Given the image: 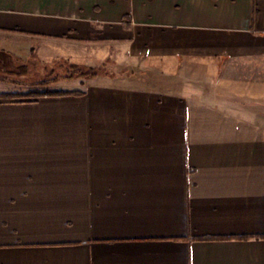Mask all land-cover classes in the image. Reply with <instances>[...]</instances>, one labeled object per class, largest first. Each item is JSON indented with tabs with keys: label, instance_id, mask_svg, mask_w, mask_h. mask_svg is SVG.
<instances>
[{
	"label": "crops",
	"instance_id": "1",
	"mask_svg": "<svg viewBox=\"0 0 264 264\" xmlns=\"http://www.w3.org/2000/svg\"><path fill=\"white\" fill-rule=\"evenodd\" d=\"M0 56L99 70L0 98V264H264V0H0Z\"/></svg>",
	"mask_w": 264,
	"mask_h": 264
},
{
	"label": "trees",
	"instance_id": "2",
	"mask_svg": "<svg viewBox=\"0 0 264 264\" xmlns=\"http://www.w3.org/2000/svg\"><path fill=\"white\" fill-rule=\"evenodd\" d=\"M62 67L64 68L62 75H49L47 78L34 82L31 84H25L17 82V84H21V86H25L24 89H14V90H8L4 92H0V98H6V99H34L41 96H52V95H67V94H79L81 92L75 91V92H69L64 90H53L50 88V84L58 81L59 79H74V78H88L93 77L99 73V70L94 68H85L80 65L76 64H62ZM17 73H24L26 72V66L25 65H19L17 66ZM0 80H6L5 78L0 77ZM25 84V85H23Z\"/></svg>",
	"mask_w": 264,
	"mask_h": 264
},
{
	"label": "rangeland",
	"instance_id": "3",
	"mask_svg": "<svg viewBox=\"0 0 264 264\" xmlns=\"http://www.w3.org/2000/svg\"><path fill=\"white\" fill-rule=\"evenodd\" d=\"M59 64L61 63H58V65ZM18 65L21 64L13 63L0 56V77L3 76V78L6 79L5 81L0 80V92L7 89H24L25 86H21L22 83L31 84V81L43 80L49 76L52 70H54V73H60L62 71L61 67H58L53 63H50V65L46 68H44L45 66H41V64H35L34 67L31 66L26 73L24 72V74L15 72L17 71ZM17 82H20L21 84H17ZM71 84L72 83L64 87H69Z\"/></svg>",
	"mask_w": 264,
	"mask_h": 264
}]
</instances>
